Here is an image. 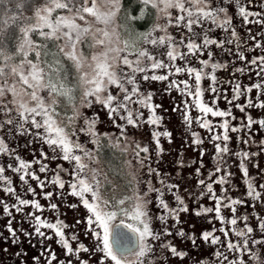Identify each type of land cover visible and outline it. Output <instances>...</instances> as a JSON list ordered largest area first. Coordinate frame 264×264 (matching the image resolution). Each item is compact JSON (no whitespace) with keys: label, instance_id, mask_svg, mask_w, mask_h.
I'll use <instances>...</instances> for the list:
<instances>
[{"label":"snow or ice","instance_id":"snow-or-ice-1","mask_svg":"<svg viewBox=\"0 0 264 264\" xmlns=\"http://www.w3.org/2000/svg\"><path fill=\"white\" fill-rule=\"evenodd\" d=\"M251 3V0H247ZM239 15L245 23L249 22V16L258 17L253 21L264 24V12L251 11L240 0H235ZM0 154L13 156L14 149H10L2 133L8 135L31 134L46 142L52 151L50 159H62L69 163L68 168L63 164H58L52 175V183L58 185L59 189L68 188L65 195L70 192L79 198L78 203L87 210L86 227L90 229L95 242L91 249L83 242H79L74 248L66 237L63 228L67 225L59 217L53 222L38 215L35 212L27 213L29 222L33 224L34 233L40 237L45 236L42 227L54 230L63 245L68 256L76 258L77 264H90L91 257L81 258L80 252H90L97 256L92 264H155L156 257L153 254L155 245L152 241H158L162 236L169 235L171 229L167 226L161 229H154L152 226L153 215H150L148 205L151 199H146L151 193H155L154 199L163 209L155 218L161 225H166L168 217L179 220V211L187 210V204L178 193L179 185L167 180L159 170L154 169L151 161L147 163V175L141 179L133 165L132 159H123L119 164L113 166L112 159L116 158V152L127 153L132 146L127 143L130 139L127 135L126 125L139 126L144 122V113L140 107L147 108L149 114L146 122L152 125H159L162 116L156 113L159 105L152 101L151 91L142 92L141 82L150 78V70L167 69L162 74L152 71L151 78L155 80H165L170 76L186 73L189 78L183 80H169L168 91L175 87L181 92L183 97L192 96L194 101L191 106L198 109V115L193 117L190 114L189 101L183 100L184 111L182 113L184 122L191 127L193 120L199 126L212 132V120L207 119V114L212 116H230L229 111L221 110L214 105H209L203 99V89L201 80L204 76L210 77L215 92V82L217 80L216 70L224 68L227 61L221 63L219 60H212L213 51L209 47L215 44L222 50L231 52V49H224L226 44H234L235 59L245 60V50L251 51L255 47L262 46L261 41L256 40L250 34L248 39L256 40L255 45H246V40L242 39L234 26L231 25L232 16L228 14V8L219 7L215 0H0ZM94 18V19H90ZM164 19L165 23L159 21ZM151 20L144 29L137 27L138 21ZM219 27L230 33L224 39L210 36L212 28ZM176 25L187 29L186 34L179 37L168 32V26ZM194 25L200 26L197 30ZM181 31V27L177 28ZM163 33V34H160ZM260 35H264L261 33ZM186 49L181 51L180 49ZM207 53L208 58H203ZM183 61V65L176 63ZM195 61V63H193ZM259 62V63H257ZM248 64L259 69L256 76L260 77L264 72V54L253 56L248 60ZM210 71H206L209 69ZM244 65L236 67V71L243 73ZM251 71V69H247ZM256 88L264 92V80L258 83L247 84L244 87L245 93H251ZM233 97L239 98L241 95V85L235 82L232 89ZM79 93V95H78ZM67 105V109L61 111V101ZM79 101V102H77ZM94 102H99L108 110V115L113 117V123L118 116L122 123L117 124L121 129L119 137H114L107 132L98 131L96 128L97 114L92 116L84 114L81 109L86 105L91 107ZM251 105L252 100L246 101ZM138 104L140 107H133ZM260 106H264V101H258ZM243 109V105H237ZM70 109V113L69 110ZM60 117H67L66 120ZM83 117V124L77 126L78 120ZM224 133L221 136L215 133V139L228 141L229 122H223ZM254 123L251 115L247 117V125L240 127L251 128ZM264 127V119L258 121ZM15 129V132H13ZM35 130V131H34ZM237 126H233L236 131ZM86 134L85 139L95 145L89 148L87 143L82 142L80 134ZM159 135L154 132L153 139L160 148ZM171 139V133L165 131ZM194 142L199 144L202 140L199 134L192 132ZM120 137L124 138L122 143ZM105 140L107 143L105 144ZM246 142V141H245ZM105 149H110L108 168L97 167L101 162V154ZM217 158L220 159L221 152L229 151L227 144L215 145ZM41 159H24L19 154L14 155L16 163H8L7 168L20 174V180L27 184L30 176L35 179L40 188H45V180L37 175L36 170L31 169V165L39 163V171H49L44 158L48 154L41 148ZM148 153V146L136 142L132 148V156L138 161L139 167H145V158L140 153ZM203 155V150H201ZM241 169L244 175L248 176V169L244 166L243 158L250 155L247 151H241ZM181 167L184 161L177 162ZM201 166L203 161H200ZM71 169V171H69ZM200 167L195 169L199 174ZM213 171L219 172L220 167H214ZM61 172L69 173V178L65 180ZM112 173V176L109 175ZM155 174L160 187H156L152 182V174ZM212 173L208 174V182L205 179H198L197 183L202 185L212 198L216 200L215 208L197 209V212L215 211L218 215L221 211V200L233 205L232 211L236 209L234 205L240 201L239 198L230 196H216L211 181ZM113 177H118L123 181L126 191L122 195H116L118 185ZM0 180L4 181V190L15 198V203L7 200H0L2 211L10 218L12 209L22 212L23 206H33L37 210L44 209L38 199H28L17 193L12 184V180L5 175V165L0 164ZM220 183L225 182L224 176L219 177ZM141 184L144 189L141 190ZM55 190V189H53ZM105 190L112 192L109 197L105 195ZM166 190L174 196L175 207H170L164 199ZM27 192L36 195L35 189L29 184ZM45 197H51L53 191H45ZM199 195L203 196L201 190ZM246 195L253 199H260L264 203V183L257 186L252 178L248 179ZM50 209L58 210L56 203L49 201L47 205ZM70 207H77L71 204ZM258 227L264 233V219L259 217ZM222 222L226 221L223 215H219ZM237 217L233 216L227 222L233 228L232 231L240 238L236 241L229 239L226 249L233 253V258L228 264H264V235L259 237L250 236L253 228L247 223L248 216L244 215V227L238 228ZM5 227L8 229L13 244L19 240L18 230L13 228L11 219ZM26 236L33 233L24 229ZM225 235L227 231L223 230ZM215 232V229H213ZM183 235V230H180ZM88 235V232H85ZM51 238V233H48ZM211 236V243L216 244L220 238L212 235L211 232L204 231L202 238L207 241ZM8 239V237H5ZM72 239L78 240L75 233ZM194 242V236H193ZM160 249L167 248L173 255L183 259L187 253L178 250L170 241L164 240L159 245ZM7 251V248L4 249ZM24 253L17 251L13 255L20 257ZM151 254V255H150ZM247 254V259L245 258ZM215 257L228 260V257L219 250L214 251ZM132 258V259H130ZM167 259V257H162ZM40 264L41 257H33ZM44 259L46 264H52L57 259L55 251L50 248L46 250ZM26 264V262H23ZM58 264H64L58 261ZM66 264H73L72 259H67ZM195 264H202L196 261ZM203 264H212L210 260H204Z\"/></svg>","mask_w":264,"mask_h":264},{"label":"rangeland","instance_id":"rangeland-1","mask_svg":"<svg viewBox=\"0 0 264 264\" xmlns=\"http://www.w3.org/2000/svg\"><path fill=\"white\" fill-rule=\"evenodd\" d=\"M125 2L127 3L128 0H125ZM240 2L251 11L258 13L264 12V0H251V3H248L247 0H240ZM215 3L219 7L228 8V14L232 16L231 25L235 27L241 38L247 42L246 45H242V48L246 49L248 45H255L256 40L261 41L262 46H264V35H260L264 33V24L253 22L259 19L258 17L249 16V22L245 23L238 13L235 0H215ZM90 19L94 18L90 17ZM150 22L151 20L138 21L137 26L145 25V27H147ZM159 22L162 24L165 23L164 19H161ZM178 27H181V31H177ZM208 27L212 28L211 32L208 34L218 39L227 37L231 30V28L225 31L219 27H212L210 23ZM194 28L201 31L204 30L197 25H194ZM249 30L250 34L256 37V40L248 39ZM168 32L175 37H179L181 34H186L187 29L182 28V26L170 25L168 26ZM209 47L213 51L211 59L219 60L221 63L227 61V65L224 68H218L216 70L217 80L214 85L216 89L215 92L210 90L213 87V82L210 77L204 76L202 78L201 88L203 89V99L209 105H214L221 110L229 111L231 115L222 117L212 116L210 113L207 114V119L213 121L211 125L213 129L212 132L199 126L195 120H193L189 128V126L185 124L182 115L184 111L183 100L186 98L190 102V114L195 117L199 113L197 108L191 106L194 97H183L181 92L175 87H173L171 91H168L169 80H183L189 78L187 74L181 73L170 76L165 80H155L151 78L152 71H155L157 74H162L166 72L167 69L150 70V78L141 82V91H151L153 93L152 101L159 105L156 109V113L162 116V120L159 125L147 123L146 118L149 114V110L135 104L132 106L140 107V111L144 113V122H141L139 126L126 125L127 135L130 137L127 143L130 144L132 148L135 147L136 142H139L142 146L146 144L149 148L148 153H140L141 157L145 158V167H139L138 161L132 156V148H130L127 153L122 154L118 151L116 152L117 164L123 159H132V163L136 166L141 179L147 175V163L148 160H150L154 169L159 168L161 174L165 176L167 180L179 185L177 191L179 195L183 197L184 203L187 204L186 211H179L178 221L173 217H168L166 225H161L160 221L155 217L158 216L163 209L159 207L158 202L154 199L155 193H151L149 197H146V199L152 200L148 205V209L150 215H153V228L161 229L167 226L171 229L169 235L162 236L158 241H152L155 245L153 253L156 257L155 264H195L196 261H201L203 264L204 260H210L212 264H228V261L233 258V253L226 249V243L229 239L233 241L240 239L232 231L233 226L227 222L233 216L238 218L236 226L238 228H243L245 222L241 217L247 215V223L254 230L253 233L249 235L255 237L264 235V233H261L259 230V221L256 215L258 213L259 217L264 219V203H262L260 199H253L246 195L249 178H252L258 190L259 185L264 183V127L260 126L258 123L260 119H264V106L258 104V101H264V92H260L256 88H253L251 93L244 92L245 85L258 83L264 80V72L261 73L260 77H257L256 72L259 71V69L248 64V60L253 56L264 54V50H262L261 47H255L251 51L245 50L246 59L241 61L235 59L233 55L235 52L234 44H226L224 46V49H231V52L222 50L215 44ZM180 50L185 51L186 49L182 48ZM203 58H208L206 52L203 54ZM176 63L183 65V61L180 60H177ZM193 63H195V61H193ZM240 65H244L246 69L243 73L236 71V67ZM247 69H251V71ZM206 71H210V66ZM189 79L190 81H194V74L193 77ZM235 82H239L241 85V95L239 98L233 97L232 89L235 86ZM249 97L252 100L251 105L246 103ZM237 105H243V109ZM81 111L89 117L95 112L98 116L95 125L97 130L107 132L114 137H119L121 129L117 127V124L123 121L117 116L116 122L113 123V117L108 115V110L105 106L99 102H94L91 107L85 105ZM249 115H251L254 121L251 128L240 127L241 125H247V117ZM2 116L3 114L0 112V118H2ZM225 119L229 122L228 136L230 139L228 141H223L222 139L217 140L214 134L219 133L221 136L223 135L224 128L222 122ZM64 120L66 119L64 118ZM81 124H83V117L79 118L77 126ZM233 126H237L238 130L233 131ZM165 131L171 133V139H169L167 135H163ZM13 132H15V129H13ZM154 132L161 133L158 138L162 151L157 150L155 139H153ZM192 132L199 134L202 143L197 144L194 142L195 138L192 136ZM2 134L4 135L7 146L10 149H14L13 156L11 157L8 154H0V164L5 165V175L11 178L17 193L24 198L38 199L45 207L42 212L41 210L35 209L33 206H23L24 210L22 212H16L15 209H12V217L10 218L2 211V205H0V251L3 255V262L0 264H23V262H26V264H37L33 259V257L37 256L41 257L40 264H46L44 256L46 250L49 248L55 251L57 256V259L53 260L52 264H58V261H63L64 264H66L67 259H72L73 264H77L75 257L66 254L54 230L42 227L45 236L40 237L34 233L33 224L29 222V218L26 215L29 212H35L53 222L59 217L67 225L63 228V231L72 246L75 248L79 241L85 243V245L91 249L95 242V238L91 235L90 229L86 227L87 210L82 204L78 203L79 198L75 197L70 192H66L63 196L58 195V193H64L66 191L68 188L67 184H65V189H59L58 185L52 183V175L56 170V166L58 164H63L64 168H68L69 163L62 159H50L52 156L51 149L46 142H43L38 137H33L31 134L25 135L20 133L11 136L7 133ZM85 137L86 134H80L81 141L87 143L89 148H94L95 145H93L90 140H86ZM120 139L123 143L124 138L120 137ZM106 143L107 141L105 140V144ZM217 143L221 145L227 144L229 149L227 153L221 152L219 154L220 159L217 158L215 150V145ZM41 148L48 154L47 158L44 159L48 165L49 171L40 172L39 163L31 165V169L36 170L37 175L42 179L48 177V179L44 181L46 187L43 189L40 188L37 181L30 176L27 178V184H24L20 180L19 173L7 168L8 163H16L14 160L15 154H19L22 158L28 160H32L34 157L38 160L41 159ZM201 150H203V155H201ZM241 151L250 153L248 157L243 158L244 166L248 169L247 177L244 175L240 166L241 156L239 153ZM181 159L184 161L182 167L177 163ZM104 160L101 159L100 164L96 166L107 169V162ZM201 160L203 161L202 166L200 164ZM216 166L220 167L219 172L213 171ZM197 167L201 169L199 174L195 172ZM69 171H71V169H69ZM209 172L212 173L211 181L213 182L216 196H230L232 198H239L240 201H243L242 203L237 202L234 205L236 209L235 212L232 211L233 205L228 204L227 200L220 201L221 211L219 215H223L226 218L225 222L219 219V215L215 211L197 212V209H214L216 206V200L212 198V195L209 194L202 185L197 183L198 179L201 178L205 179L207 183ZM109 175L112 176V173L109 172ZM61 176L67 180L69 178V173L61 172ZM220 176H224V183H220ZM113 179L120 185L116 190V195H122L126 191L123 181L118 177H113ZM152 182L156 187H160L159 181L154 173L152 174ZM29 184L35 189V196L33 193L26 191ZM140 187L141 190L144 189L143 184H141ZM201 190L204 191L203 196L199 195ZM45 191H53V195L51 197H45L43 195ZM163 191L164 199L169 203L170 207H175L176 201L174 196L166 190ZM105 195L110 197L112 192L105 190ZM5 199L9 203H15V198L4 190V181L0 180V200ZM50 200L58 205V210L50 209L47 206ZM71 204H77V207H70L69 205ZM9 219H11L13 228L18 230L19 240L15 244L11 242L8 229L5 227ZM20 229H24L33 234L31 236H26L24 232L19 231ZM181 229L183 230V235L180 234ZM213 229H215V232H213ZM222 229L227 231V235H225ZM204 231L211 232L212 235L218 236L220 238L219 242L212 244L211 236L205 241L202 238V233ZM85 232H88V235H85ZM48 233H51V238H49ZM73 233L76 234L78 240L72 239ZM5 237H8V239H5ZM164 240L170 241L178 250H184L187 255L181 259L173 255L167 248L163 250L160 249L159 245ZM5 248H7V251L4 250ZM215 250L223 252L224 255L228 257V260L215 257ZM17 251H22L24 254L20 257L13 255V253ZM79 255L81 258L91 257L90 264H92L101 253L97 252L96 255H91L90 252L81 251ZM162 257H167V259L165 260ZM245 258H248L247 254H245Z\"/></svg>","mask_w":264,"mask_h":264},{"label":"trees","instance_id":"trees-1","mask_svg":"<svg viewBox=\"0 0 264 264\" xmlns=\"http://www.w3.org/2000/svg\"><path fill=\"white\" fill-rule=\"evenodd\" d=\"M15 2H17V0H13V3H15ZM0 14H2V9H0ZM138 28H140V29H144L145 28V25H138L137 26ZM78 95H79V93H78ZM78 102V101H77ZM65 109H67V105L63 102V100L61 101V111L63 112ZM69 111V113H70V109L68 110ZM61 119L63 118H65V119H67V117H60ZM111 150L110 149H105V152L103 153V154H101V159L102 160H106V162L108 161V159H109V152H110ZM104 160V161H105ZM117 164V161H116V158L115 159H112V165L114 166V165H116ZM107 167H108V163H107ZM3 262V255L1 254V251H0V263H2Z\"/></svg>","mask_w":264,"mask_h":264}]
</instances>
